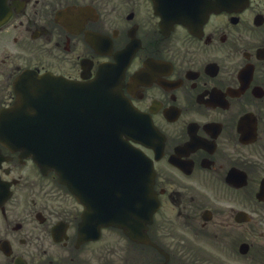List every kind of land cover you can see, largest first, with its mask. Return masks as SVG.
Instances as JSON below:
<instances>
[{"label":"flooded vegetation","instance_id":"af4514ba","mask_svg":"<svg viewBox=\"0 0 264 264\" xmlns=\"http://www.w3.org/2000/svg\"><path fill=\"white\" fill-rule=\"evenodd\" d=\"M21 1L25 3L22 14L29 19H17L18 25L24 22L21 30L14 23L7 35L0 36V54L2 45L18 44L15 56L5 53L0 58H11L8 70L18 68L20 60H29L37 61L34 65L39 68L53 67L75 78L80 75L81 59H92L95 67L112 59L108 46H100L104 52L99 53L84 34L81 38L57 21L56 11L72 5L71 0ZM77 4L92 6L70 16L73 29L81 22L80 27L111 35L113 51L125 47L132 34L141 40L124 89L128 95L132 91L136 105L151 112L166 135L164 154L156 161L155 182L162 205L150 235L172 251L167 264H193L196 256L199 264L245 258L240 245L251 240L253 229L263 228L264 200L258 193L264 180V3L237 17L214 15L201 32L177 25L168 34L162 32L147 0H77ZM1 67L0 105L13 96L1 81L8 72ZM149 154L155 155V148ZM12 187L0 216L8 224L11 218L21 219L16 226L21 227L24 242L35 238L42 248L50 240L47 220L71 222L76 214L75 205L52 176L32 180L19 175ZM18 207L42 212L43 220L35 225L33 218L14 217ZM27 223L33 225L24 227ZM6 234L7 225L0 219V240ZM114 239L121 242V237ZM75 249L80 250L75 243L69 247L70 262L90 264L83 257L76 261ZM103 257L107 264L108 245L100 261ZM165 260L160 257L151 264ZM58 263L66 264L53 255L37 261ZM116 263L123 264L120 253Z\"/></svg>","mask_w":264,"mask_h":264},{"label":"rangeland","instance_id":"374dc122","mask_svg":"<svg viewBox=\"0 0 264 264\" xmlns=\"http://www.w3.org/2000/svg\"><path fill=\"white\" fill-rule=\"evenodd\" d=\"M17 23V22H14ZM23 24L17 23L18 31L21 30ZM252 240H256L255 246L252 247V252L250 253V258H242L243 262H238L239 264H245L244 262L250 264H264V223L263 228L260 229H253L252 230Z\"/></svg>","mask_w":264,"mask_h":264},{"label":"bare ground","instance_id":"6f19581e","mask_svg":"<svg viewBox=\"0 0 264 264\" xmlns=\"http://www.w3.org/2000/svg\"><path fill=\"white\" fill-rule=\"evenodd\" d=\"M106 88V85L104 83V81H101L98 85V90H103ZM31 107H33L32 103L30 104ZM27 107V106H26ZM125 109L124 107L121 108L119 114H118V119L125 113ZM57 126H56V131H60V129H62L65 125L61 126L60 127V124L59 123H56ZM60 127V128H59ZM53 130L54 128H49V132L46 136H44V138L42 139V144H45V145H49L50 143H52L54 141V136H53ZM79 142H84V134H79L77 137Z\"/></svg>","mask_w":264,"mask_h":264},{"label":"water","instance_id":"95a60500","mask_svg":"<svg viewBox=\"0 0 264 264\" xmlns=\"http://www.w3.org/2000/svg\"><path fill=\"white\" fill-rule=\"evenodd\" d=\"M227 1H229L230 3H238V2H242L243 0H227ZM210 2H211V1H209V0H205V1L200 5V11H201V12L199 13L198 17L194 18V17L191 15L192 11H191L190 7H187L186 11L184 12L185 14H184L183 16H181L178 20H182V21H183V19H186V20H192V21H196V20H198V18H200L201 16H203V15L206 14L205 11H206L207 9L212 8L213 3L210 4ZM183 11H184V9H183ZM203 17H204V16H203ZM38 139H40V137H38ZM48 149H51V148H48ZM56 151H57V150H56ZM45 156H46V155L44 154V157H45Z\"/></svg>","mask_w":264,"mask_h":264}]
</instances>
